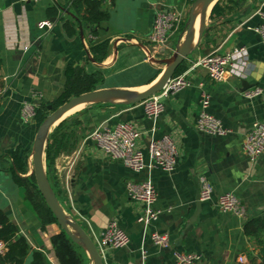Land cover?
<instances>
[{
	"label": "crops",
	"instance_id": "0c3cea01",
	"mask_svg": "<svg viewBox=\"0 0 264 264\" xmlns=\"http://www.w3.org/2000/svg\"><path fill=\"white\" fill-rule=\"evenodd\" d=\"M191 1L112 0L110 5L102 7L108 12V18L93 28L72 17L65 9L68 0H0V87L3 89L0 209L25 238L31 251L42 254L45 264H58L50 236L60 228L56 223H47L41 228L23 188L12 180V171L19 176L29 175V149L38 125L34 120L21 121L20 103L53 100L61 92L68 63L81 66L85 72L99 70L102 81L98 88H145L161 71L154 62L145 60L147 36L155 11L177 8L183 15L181 27L168 38L163 56L167 57L181 40ZM232 1L236 3L228 11L205 18L196 48L183 60L182 72H186L190 84L163 95L160 100L162 111L155 121V134L168 133L176 145L178 154L171 172L159 169L133 172L118 161L108 160L89 138L99 126L127 121L139 132L135 146L144 151L151 120L144 115L141 102L87 104L60 120L76 115L79 123L73 125L74 147L59 153L51 166L59 204L81 224L92 241L110 220H115L128 237L126 246L104 250L103 264H170L174 251L198 253L200 264L261 263L260 246L253 237L244 235L242 226L264 212V153L249 161L241 150V141L253 121H264V45L247 28L260 21L254 12L259 8L264 13V0ZM44 19L51 21L49 29L37 27ZM66 19L73 24L72 36L63 30L62 21ZM90 28L94 34L89 32ZM103 39H108L110 48L100 62L93 60L103 65L97 67L89 60L92 57L88 45ZM238 46L246 49V60L238 78L229 77L215 83L204 69L194 66L199 57L211 51L223 53ZM242 80L247 84L245 89L259 88L261 93L244 97ZM202 93L208 98V112L226 128L224 135H209L195 129ZM17 146L28 151L25 174L15 170L9 155ZM198 175H204L213 187V196L208 201L196 198ZM145 178L155 188L153 207L160 214L156 222L143 227L136 221L142 205L126 195L125 184ZM224 191L233 192L239 199L243 207L241 216L218 211L215 198ZM151 230L166 232L169 246L160 248L150 243L146 235ZM238 255L244 256V262L237 261ZM30 259L31 255L27 254L24 264Z\"/></svg>",
	"mask_w": 264,
	"mask_h": 264
},
{
	"label": "built area",
	"instance_id": "2783aa9c",
	"mask_svg": "<svg viewBox=\"0 0 264 264\" xmlns=\"http://www.w3.org/2000/svg\"><path fill=\"white\" fill-rule=\"evenodd\" d=\"M21 2H36L39 0H20ZM102 7L111 4L112 0H99ZM260 21L251 27L255 32L262 45H264V13L259 8L254 12ZM183 15L180 10L169 8L165 10L155 11L149 34L147 36L148 48L146 50L145 60L149 57L157 59L160 53L167 50L168 38L179 28L182 23ZM52 23L49 19L41 20L37 23L38 28L49 29ZM25 49V47L23 48ZM163 57V56H161ZM246 49L238 46L223 53L211 51L195 61L194 66H200L206 72L208 78L215 82H222L229 77L238 78L241 74V66L246 60ZM186 72L171 76L165 83L163 88L156 94H153L142 100V110L144 115L151 120V125L147 129L149 138L142 151L135 146V141L139 132L133 128L131 123L127 121H119L113 125H103L94 129L89 138L104 153L105 157L110 161H118L129 170L139 172L143 169H159L164 172H171L177 159L176 145L168 133L156 135L155 121L159 113L162 111V104L159 97L166 95L171 91H175L182 87L188 86ZM3 89L0 87V96ZM259 88L243 89V96L253 97L260 94ZM264 107V96L262 98ZM199 108L195 116V129L209 135H224L227 131L221 121L215 118L207 110L208 98L205 93L201 94L199 99ZM36 104L31 100H24L20 103L19 115L23 123L33 120ZM241 150L248 158L253 161L260 154L264 153V121H253L243 135L241 141ZM198 200L208 201L213 196V187L204 175H198ZM126 195L133 200L139 201L142 205L141 211L136 217V221L141 223L143 227L157 221L160 211L153 207L156 199L155 188L150 179L145 178L141 181H129L125 184ZM215 206L222 213H232L241 216L243 207L239 199L231 191H224L215 198ZM149 242L160 248L169 246L168 234L163 231L151 230L146 235ZM98 253H102L106 249H113L126 246L128 237L118 226L115 220H110L103 227L100 235L93 241ZM143 255L144 250L139 249ZM5 251V244L0 240V255ZM173 259L170 264H200L201 256L195 252H179L172 253ZM237 261L244 262V256L238 255Z\"/></svg>",
	"mask_w": 264,
	"mask_h": 264
},
{
	"label": "trees",
	"instance_id": "16d2710c",
	"mask_svg": "<svg viewBox=\"0 0 264 264\" xmlns=\"http://www.w3.org/2000/svg\"><path fill=\"white\" fill-rule=\"evenodd\" d=\"M235 3L236 2L232 0L215 1L210 7L208 18L223 14L235 5ZM65 9L71 13L73 18L86 24L88 27L95 28L100 22L108 18V12L102 8L99 0H68V5ZM71 25L73 24L67 19L62 21V27L67 36H72L75 33ZM93 28L89 30L91 34L95 33ZM107 48L108 39L90 42L88 45V51L96 62H100L107 55ZM184 68V63L182 61L176 67L172 76L181 73ZM101 81L102 75L99 70L85 72L81 66L68 63L64 69V83L61 92L51 101L36 103L33 120L39 124L50 112L47 105H50L53 109L71 96L97 89ZM71 117L73 118L60 121L52 129L47 136L43 150L45 174L58 202L60 198L52 182L51 166L54 158L59 153L69 151L74 147L76 136L73 125L79 123V120L76 118V115ZM9 155L15 170L21 174H25L27 171L26 159L28 157V151L21 150L20 147L17 146L9 152ZM11 176L13 182L23 188L24 197L29 201L33 210L39 217L41 228H44V225L47 223H56L52 213L37 190L32 174L19 176L12 171ZM242 229L244 235L253 237L257 245L260 246L258 251L261 258L260 264H264V239H261L264 234V212L245 221ZM0 240L5 244V251L0 255V264H24V258L27 254L31 255V259L27 264H43L42 254L31 251L25 238L17 232L15 225L7 218L1 209ZM50 243L58 264L89 263L84 251L77 244L72 242L61 229L50 236Z\"/></svg>",
	"mask_w": 264,
	"mask_h": 264
},
{
	"label": "water",
	"instance_id": "95a60500",
	"mask_svg": "<svg viewBox=\"0 0 264 264\" xmlns=\"http://www.w3.org/2000/svg\"><path fill=\"white\" fill-rule=\"evenodd\" d=\"M217 0H192L183 23V30L180 36V42L175 46L172 53L162 59L149 57V62L160 63L163 66L156 79L143 89H125V88H98L87 92H82L69 97L66 101L55 108L47 105L50 112L39 122L33 136L29 155V174H32L35 185L44 203L52 213L56 224L70 238L72 242L77 244L86 254L90 264H103L102 256L98 253L93 241L86 233L81 224L67 214L59 204L55 197L44 168V146L47 136L51 129L66 115L68 110L80 104L94 103H122L125 105L141 102L147 97L160 91L169 78L173 75L176 67L186 58V56L196 48L204 30V20L209 14L211 5ZM198 15V23L196 34L194 32V22ZM110 47L108 46V49ZM91 62L97 67H102L100 63H95L92 58ZM247 84L241 81V90L245 89ZM163 97H159L162 100ZM38 102V101H36ZM198 200V195H197ZM190 222L192 219H189ZM187 225V229L190 228ZM187 231V230H186ZM42 263L45 264L44 258Z\"/></svg>",
	"mask_w": 264,
	"mask_h": 264
},
{
	"label": "rangeland",
	"instance_id": "374dc122",
	"mask_svg": "<svg viewBox=\"0 0 264 264\" xmlns=\"http://www.w3.org/2000/svg\"><path fill=\"white\" fill-rule=\"evenodd\" d=\"M176 9H177V8H176ZM185 18H186V17H185ZM182 20H183V19H182ZM180 27H181V25H180ZM178 31H179V30H178ZM175 32H177V30H176ZM164 55H165V52H164L163 54L160 53L158 59H159V58L162 59L161 56H164ZM155 65L158 66V67H160V70H162V68H163V66H164V65H162V64H160V63H155ZM86 105H87V104L82 105V106H83V107H86ZM90 105H92V104H90ZM82 106H80L78 109H81ZM75 111H77V110H75ZM75 111H73L72 113H69L68 115L73 114ZM30 148H31V147H30ZM29 150H30V149H29ZM28 161H29V157H28ZM28 167L30 168V166H28ZM44 168H45V165H44Z\"/></svg>",
	"mask_w": 264,
	"mask_h": 264
},
{
	"label": "bare ground",
	"instance_id": "6f19581e",
	"mask_svg": "<svg viewBox=\"0 0 264 264\" xmlns=\"http://www.w3.org/2000/svg\"><path fill=\"white\" fill-rule=\"evenodd\" d=\"M197 23H198V15L196 16V18H195V22H194V32H195V34H196V29H197ZM82 104H80V105H77V106H74L73 108H71L70 110H68V112L65 114V115H67V114H69V113H72L73 111H75V110H77L80 106H81ZM83 107V106H82Z\"/></svg>",
	"mask_w": 264,
	"mask_h": 264
}]
</instances>
